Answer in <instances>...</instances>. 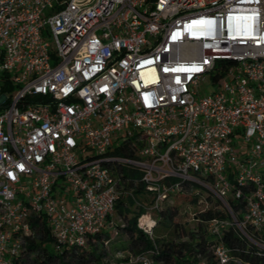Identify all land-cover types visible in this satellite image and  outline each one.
Here are the masks:
<instances>
[{
	"label": "built area",
	"instance_id": "1",
	"mask_svg": "<svg viewBox=\"0 0 264 264\" xmlns=\"http://www.w3.org/2000/svg\"><path fill=\"white\" fill-rule=\"evenodd\" d=\"M123 165L178 180L137 220L150 239L185 182L230 214L213 234L264 228V0H0V264H29L42 224L57 251L109 228Z\"/></svg>",
	"mask_w": 264,
	"mask_h": 264
},
{
	"label": "trees",
	"instance_id": "2",
	"mask_svg": "<svg viewBox=\"0 0 264 264\" xmlns=\"http://www.w3.org/2000/svg\"><path fill=\"white\" fill-rule=\"evenodd\" d=\"M117 157H132L133 151L128 145L119 146L112 152ZM120 178V195L116 201L115 213L120 224H113L108 228L111 233H99L92 237L88 244L82 248L48 251L43 245L51 244L52 238L48 227L42 224L37 229V237L28 242L29 264H129L130 257L139 254H150L157 262L162 264H215L214 249L222 244L230 250L231 259L228 264H264V228L260 230L247 229L245 234L237 228L229 226L217 236L212 233L209 224L216 221H229L230 214L223 205L202 185L198 183H181L180 190L166 194L153 217L157 224H163L168 231H176L178 226L172 222L176 202L184 203L189 208L203 209L196 212V226L187 233L186 241L174 242L155 235L147 237L137 226L138 218L153 204L156 192L154 187L177 184L178 180H162L150 188L141 181L140 173L130 170L127 166L117 167ZM170 202V206L164 207ZM228 206L233 215L239 217L243 211L242 205L235 199H228ZM112 220H114L112 218ZM180 228V227H179ZM155 229V228H154ZM123 238V239H122ZM126 252L124 260H114L113 257ZM116 261V262H115Z\"/></svg>",
	"mask_w": 264,
	"mask_h": 264
},
{
	"label": "rangeland",
	"instance_id": "3",
	"mask_svg": "<svg viewBox=\"0 0 264 264\" xmlns=\"http://www.w3.org/2000/svg\"><path fill=\"white\" fill-rule=\"evenodd\" d=\"M215 89H216V85L215 84L213 85L209 80L202 82L199 87L200 94H210ZM172 204L176 206V212L174 214L172 222L178 226L177 227L178 228L177 230H179L178 233L176 231H172V228L168 231V229L163 224H157V226L154 229V233L155 235L163 237L165 239H173L174 242H178V241L184 242L187 240L185 236L187 233L182 234L181 228L184 232H188V230L194 228L196 226V220L194 218L196 215V212L203 209V207L189 208L187 205H185L182 202L181 203L176 202V197H174ZM170 205H171L170 202H167L165 203L164 207L166 208ZM152 214L156 216L154 212H152ZM113 219H114L113 224H118V225L120 224V221L118 220L116 213L113 215ZM102 232L110 234L111 229H108V227H105V229H103ZM43 246L48 251L50 252L53 251L52 244L46 243ZM126 257H127V253L121 252V253L116 254L113 257V259L120 261V260L126 259Z\"/></svg>",
	"mask_w": 264,
	"mask_h": 264
},
{
	"label": "crops",
	"instance_id": "4",
	"mask_svg": "<svg viewBox=\"0 0 264 264\" xmlns=\"http://www.w3.org/2000/svg\"><path fill=\"white\" fill-rule=\"evenodd\" d=\"M105 229V228H104ZM103 233V232H102Z\"/></svg>",
	"mask_w": 264,
	"mask_h": 264
}]
</instances>
